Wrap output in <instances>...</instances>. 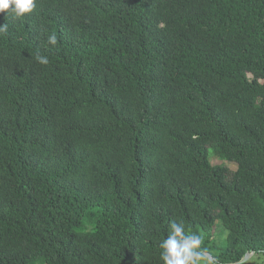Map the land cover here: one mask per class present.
<instances>
[{"label": "trees", "instance_id": "16d2710c", "mask_svg": "<svg viewBox=\"0 0 264 264\" xmlns=\"http://www.w3.org/2000/svg\"><path fill=\"white\" fill-rule=\"evenodd\" d=\"M4 23L0 264H163L173 222L257 264L264 0H35Z\"/></svg>", "mask_w": 264, "mask_h": 264}, {"label": "clouds", "instance_id": "9594fccd", "mask_svg": "<svg viewBox=\"0 0 264 264\" xmlns=\"http://www.w3.org/2000/svg\"><path fill=\"white\" fill-rule=\"evenodd\" d=\"M35 7V0H0V12H10L14 19L23 18ZM8 25L0 24V34L6 33ZM51 44L55 36L49 37ZM38 62L47 64V57L38 56ZM170 234L160 244V259L163 264H213V257L207 250H200L203 242L198 234H186L183 224L171 223Z\"/></svg>", "mask_w": 264, "mask_h": 264}, {"label": "rangeland", "instance_id": "374dc122", "mask_svg": "<svg viewBox=\"0 0 264 264\" xmlns=\"http://www.w3.org/2000/svg\"><path fill=\"white\" fill-rule=\"evenodd\" d=\"M213 161V159H212ZM215 162V161H213ZM231 169L235 170L236 166L234 164H230ZM252 262L257 263V264H264V254L260 256H254L252 257Z\"/></svg>", "mask_w": 264, "mask_h": 264}, {"label": "water", "instance_id": "95a60500", "mask_svg": "<svg viewBox=\"0 0 264 264\" xmlns=\"http://www.w3.org/2000/svg\"><path fill=\"white\" fill-rule=\"evenodd\" d=\"M249 258H250V255L247 254L240 263H246V262H248Z\"/></svg>", "mask_w": 264, "mask_h": 264}]
</instances>
